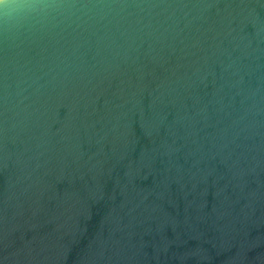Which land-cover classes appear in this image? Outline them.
Masks as SVG:
<instances>
[{"label":"water","instance_id":"water-1","mask_svg":"<svg viewBox=\"0 0 264 264\" xmlns=\"http://www.w3.org/2000/svg\"><path fill=\"white\" fill-rule=\"evenodd\" d=\"M0 264H264V0H0Z\"/></svg>","mask_w":264,"mask_h":264},{"label":"clouds","instance_id":"clouds-1","mask_svg":"<svg viewBox=\"0 0 264 264\" xmlns=\"http://www.w3.org/2000/svg\"><path fill=\"white\" fill-rule=\"evenodd\" d=\"M2 10L5 17L15 16V5L4 4Z\"/></svg>","mask_w":264,"mask_h":264}]
</instances>
